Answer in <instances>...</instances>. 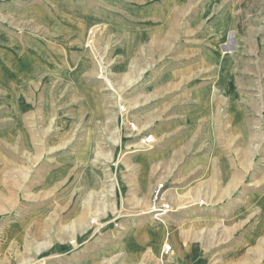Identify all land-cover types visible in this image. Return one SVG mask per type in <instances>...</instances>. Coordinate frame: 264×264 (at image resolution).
Instances as JSON below:
<instances>
[{
	"label": "crops",
	"instance_id": "crops-1",
	"mask_svg": "<svg viewBox=\"0 0 264 264\" xmlns=\"http://www.w3.org/2000/svg\"><path fill=\"white\" fill-rule=\"evenodd\" d=\"M134 2L155 4L140 14L123 8L130 23L140 19L137 26L104 18V40L122 36L153 57H163V49H172L180 34L210 46L193 51L196 63L168 73L174 96L149 113L130 114L141 128L153 127L150 146L120 134L107 156L98 152L97 163L70 154L55 164L59 168L50 167L42 209L1 227L6 240L0 242V264H260L261 197L241 188L245 180L246 187L256 180L251 175L257 168L259 118L245 114L249 101L239 96L234 53L221 44L235 25L233 10L224 0ZM194 2L201 7L186 19V7ZM86 6L85 13L77 12L83 18H70L82 45L88 29L101 21L99 11ZM86 66L83 62L77 73ZM254 108L249 105L257 113ZM155 193H160L157 202ZM16 200L0 204V212L17 210ZM161 201L171 209L154 217L151 207ZM249 223L253 226L244 238Z\"/></svg>",
	"mask_w": 264,
	"mask_h": 264
},
{
	"label": "rangeland",
	"instance_id": "rangeland-1",
	"mask_svg": "<svg viewBox=\"0 0 264 264\" xmlns=\"http://www.w3.org/2000/svg\"><path fill=\"white\" fill-rule=\"evenodd\" d=\"M107 1L112 3L0 0V204L6 206L11 197L18 204L15 211L0 212V242L6 240L2 226L29 211L42 209L47 172L63 157L72 154L74 160L97 163L98 152L107 156L118 135L136 141L140 137L138 131L149 134L153 127L141 128L130 114H137L140 109L149 113L174 96L176 90L172 93L168 86V73L196 63L198 58L193 51L210 46L194 36L180 34L178 41L172 42V49H163V57H153L152 51L129 46L122 36L112 34L104 40L101 32L105 19L134 26L140 19H132L136 24L130 23L123 8L140 14L155 4ZM224 1L228 5L220 6L217 15L223 14L225 5L230 6L235 25L221 44L234 53L231 64L240 87L239 96L249 101L243 107L245 114L259 118L255 120L260 134L257 168L251 175L256 180L254 186L248 187L245 180L241 188L261 197L258 226L263 253L260 264H264V0ZM65 3L68 9L64 8ZM86 5L99 11L101 21L88 29L87 41L82 45L70 18H83L77 12ZM200 7L196 2L187 6L190 13L186 19ZM86 48L89 56H85ZM83 62L87 66L79 74L77 70ZM252 104L257 113L249 109ZM131 122L136 129L130 127ZM255 220L254 217V223ZM252 226L246 225L244 238Z\"/></svg>",
	"mask_w": 264,
	"mask_h": 264
},
{
	"label": "built area",
	"instance_id": "built-area-1",
	"mask_svg": "<svg viewBox=\"0 0 264 264\" xmlns=\"http://www.w3.org/2000/svg\"><path fill=\"white\" fill-rule=\"evenodd\" d=\"M120 109H124L123 105L120 106ZM130 127L134 130L136 129L135 123L131 122L130 123ZM140 134V137L138 139L139 143L144 146H150V144L153 142L154 138H153V134L151 132H149V134L143 133V132H138ZM159 188L161 187V184L158 185ZM159 193H155L154 195V202L159 201ZM202 202V201H200ZM171 209L170 204L167 201H161L159 204H153V206L151 207V211L154 215V217H161L162 215H164L167 211H169ZM74 240H70V242H73ZM170 250V245L169 244H165L164 245V251H169Z\"/></svg>",
	"mask_w": 264,
	"mask_h": 264
}]
</instances>
